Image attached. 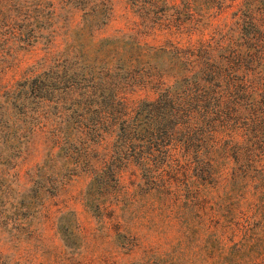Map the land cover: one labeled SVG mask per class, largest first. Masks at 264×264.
Listing matches in <instances>:
<instances>
[{
	"label": "trees",
	"instance_id": "obj_1",
	"mask_svg": "<svg viewBox=\"0 0 264 264\" xmlns=\"http://www.w3.org/2000/svg\"><path fill=\"white\" fill-rule=\"evenodd\" d=\"M125 3L128 29L99 36L113 0H0V153L38 146L56 189L84 174V205L119 226L126 174L173 202L198 199L227 170L250 232L264 215V0ZM38 45L44 54L16 77L18 52ZM241 242L264 264V237Z\"/></svg>",
	"mask_w": 264,
	"mask_h": 264
},
{
	"label": "rangeland",
	"instance_id": "obj_2",
	"mask_svg": "<svg viewBox=\"0 0 264 264\" xmlns=\"http://www.w3.org/2000/svg\"><path fill=\"white\" fill-rule=\"evenodd\" d=\"M113 1V16L99 36L128 29L125 0ZM63 13L72 26L79 24V10ZM41 46L18 52L16 77L44 54ZM1 151L0 264H251L246 254L256 249L241 240L264 237L259 210L250 232L238 223L239 208L246 206L227 198V170L218 176L219 185L198 199L173 202L144 196L139 177L126 174L131 200L123 209L129 215L119 226L84 205V174L61 181L56 189L38 146ZM67 212L62 223L71 233L65 243L58 226Z\"/></svg>",
	"mask_w": 264,
	"mask_h": 264
}]
</instances>
